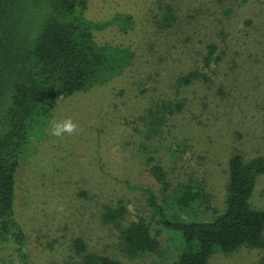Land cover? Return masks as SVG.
Masks as SVG:
<instances>
[{
    "label": "rangeland",
    "instance_id": "rangeland-1",
    "mask_svg": "<svg viewBox=\"0 0 264 264\" xmlns=\"http://www.w3.org/2000/svg\"><path fill=\"white\" fill-rule=\"evenodd\" d=\"M166 2L177 13L168 35L154 26ZM84 16L96 25L98 43L133 52V59L103 85L64 97L43 125H34L16 173L13 208L25 252L17 253L18 240H0V264L74 259L78 252L68 244L78 234L93 251L127 264H173L182 237L151 212L147 190L162 203L172 196L151 177L150 166L159 160L172 186L198 181L208 195L186 210L166 203L168 217L211 219L225 207L231 154L264 155V0H89ZM195 68L206 78L177 92L175 79ZM181 97L184 109L163 115L161 125L147 115L163 100ZM66 118L78 132L52 136V124ZM120 201L126 206L121 226L102 221V208ZM250 202L264 209V171ZM140 217L151 223L160 249L129 257L120 249V227ZM209 264H264V246L217 247Z\"/></svg>",
    "mask_w": 264,
    "mask_h": 264
},
{
    "label": "trees",
    "instance_id": "trees-1",
    "mask_svg": "<svg viewBox=\"0 0 264 264\" xmlns=\"http://www.w3.org/2000/svg\"><path fill=\"white\" fill-rule=\"evenodd\" d=\"M88 2L0 0V240H18V254L24 251L20 241L26 236L13 215L16 173L34 125H43L61 99L77 90L103 85L133 59V52L96 41V25L84 16ZM163 7L164 11L154 17V26L156 32L168 35L177 22V13L172 3L166 2ZM215 48L214 43L208 45L206 58ZM203 78L205 73L189 69L175 79L174 87L179 92V88ZM185 101V97L163 100L147 115L158 118L161 125L159 119L181 112ZM263 171L264 155L246 158L234 151L229 160L224 209L211 219H179L166 215V203L186 210L193 204H203L208 195L198 181L183 179L172 186L165 166L154 161L149 173L162 191L171 192L172 202H160L149 190L146 200L161 226L181 234L183 245L173 264H209L217 247L230 251L241 244L264 246V209L250 202L256 178ZM80 195L86 193L81 191ZM125 212L126 206L120 201L118 205L106 204L100 214L102 221L121 226ZM119 236L120 249L129 257L160 249V239L143 217L120 227ZM69 245L78 252L77 257L59 259L58 263L53 260L51 264H127L106 252L93 251L79 234L71 237Z\"/></svg>",
    "mask_w": 264,
    "mask_h": 264
},
{
    "label": "clouds",
    "instance_id": "clouds-1",
    "mask_svg": "<svg viewBox=\"0 0 264 264\" xmlns=\"http://www.w3.org/2000/svg\"><path fill=\"white\" fill-rule=\"evenodd\" d=\"M79 126L71 118L55 121L51 126V135L55 137L71 136L78 132Z\"/></svg>",
    "mask_w": 264,
    "mask_h": 264
}]
</instances>
